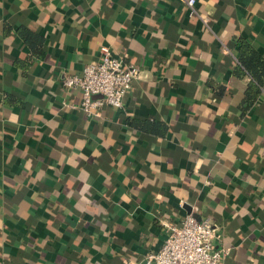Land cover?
<instances>
[{"label": "crops", "instance_id": "1", "mask_svg": "<svg viewBox=\"0 0 264 264\" xmlns=\"http://www.w3.org/2000/svg\"><path fill=\"white\" fill-rule=\"evenodd\" d=\"M194 10L0 0V264H144L166 236L160 221L185 214L215 226L222 264H264V81L246 105L235 46L264 60V0ZM19 28L41 39L38 55ZM101 45L139 72L121 108L89 116L61 78Z\"/></svg>", "mask_w": 264, "mask_h": 264}, {"label": "built area", "instance_id": "2", "mask_svg": "<svg viewBox=\"0 0 264 264\" xmlns=\"http://www.w3.org/2000/svg\"><path fill=\"white\" fill-rule=\"evenodd\" d=\"M195 15V0H179ZM206 25L205 19H201ZM138 68L123 64L111 50L101 45L98 58L83 66L80 74L64 75L61 84L65 88L75 87L80 92L79 108L89 116H98L103 106L121 108L132 79L137 77ZM166 231L161 246L154 252L146 253L144 264H222L229 250L218 244L215 226L208 219L196 220L185 214L179 224L161 220Z\"/></svg>", "mask_w": 264, "mask_h": 264}, {"label": "trees", "instance_id": "3", "mask_svg": "<svg viewBox=\"0 0 264 264\" xmlns=\"http://www.w3.org/2000/svg\"><path fill=\"white\" fill-rule=\"evenodd\" d=\"M18 34L25 44L29 46L34 56L38 55L41 51L40 44L42 43L40 38H36L34 34L23 28L18 29ZM237 61L239 66L249 74L250 79L247 82L244 91L243 99L246 105L251 104L259 93V86L264 81V60L258 51H256L248 42L243 38H239L236 42ZM235 74H241V70L235 69ZM7 104L11 103L12 100L8 97L5 98ZM241 109H244L243 107ZM131 127L141 129L149 132H158V129L152 127L153 123L145 121L129 120ZM160 130H164L163 127L157 125Z\"/></svg>", "mask_w": 264, "mask_h": 264}]
</instances>
